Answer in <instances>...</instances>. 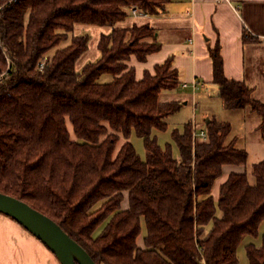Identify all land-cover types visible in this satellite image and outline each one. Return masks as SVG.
Wrapping results in <instances>:
<instances>
[{
  "label": "trees",
  "instance_id": "16d2710c",
  "mask_svg": "<svg viewBox=\"0 0 264 264\" xmlns=\"http://www.w3.org/2000/svg\"><path fill=\"white\" fill-rule=\"evenodd\" d=\"M168 1L0 0V192L51 218L96 264H238L237 247L264 222V160L253 164V182L231 172L217 200L211 194L224 165L247 162L245 149L224 143L229 123L204 121V139L192 137L191 121L173 129L178 158L157 142L182 108L158 99L177 87L175 71L167 60L136 79L126 62L159 49L155 31L115 25L133 6L154 15ZM75 24L111 27L100 56L79 69L90 36L74 34ZM210 58L226 108L258 116L264 128V102L224 76L218 45ZM245 251L249 264H264V234Z\"/></svg>",
  "mask_w": 264,
  "mask_h": 264
},
{
  "label": "crops",
  "instance_id": "0c3cea01",
  "mask_svg": "<svg viewBox=\"0 0 264 264\" xmlns=\"http://www.w3.org/2000/svg\"><path fill=\"white\" fill-rule=\"evenodd\" d=\"M133 25L151 27L159 49L150 53L145 62H139L132 55L126 64L134 67L136 79H140L145 71L153 74L156 65L167 60L171 62L177 87L160 92L158 99L160 102L182 103L181 109L191 111L184 123L191 121L196 129L205 130L206 118L227 122L231 130L225 145L234 142L236 148L243 149L236 142L235 125L241 122L245 126L254 116L253 127L263 137L264 128H261L258 116L243 109H228L218 96L210 51L218 45L224 76L228 80L244 82L252 90L253 97L264 102L259 93L264 87V0H169L157 14H128L116 28L129 29ZM110 31L107 28L102 34ZM76 32L82 34L84 30L77 29ZM94 33L99 35L97 31ZM184 123L180 129H174L182 131ZM172 154L179 157L175 150ZM244 167L223 166L221 176L212 187L214 200H217L219 187L228 175L243 173ZM127 207L128 195L124 193L121 208ZM143 226L142 220L137 238L140 247L146 234V230L142 234ZM254 238L257 239L252 244L259 246L262 238H259V230L258 237ZM0 264L60 263L38 239L10 217L0 214Z\"/></svg>",
  "mask_w": 264,
  "mask_h": 264
},
{
  "label": "rangeland",
  "instance_id": "374dc122",
  "mask_svg": "<svg viewBox=\"0 0 264 264\" xmlns=\"http://www.w3.org/2000/svg\"><path fill=\"white\" fill-rule=\"evenodd\" d=\"M116 25H115V28H116ZM107 28L111 30V27H106V26L100 27V26L88 25V24H75L74 31H73L74 34H77L76 32L77 29L84 30V32H81L82 34L84 33L88 35L90 34V38L87 43V50L80 56V58L76 62V67L78 69L82 67L84 64H86L87 62L95 61L99 57V50L97 48V43L99 41V35L102 33H105ZM95 31H97L99 35L97 34L95 35L94 33ZM69 38H70V35H69ZM67 42L68 41L64 43H67ZM61 45H64V44L62 43ZM53 51L54 50H52V52ZM107 80L108 81L110 80V75L106 74L100 78V81L102 82H106ZM259 93L261 94L262 98H264V87ZM190 112L189 110L180 109L179 111H177L176 113H174L167 119L168 124H167V128L165 131H157L156 133H154V135L156 136L157 142L161 147L164 148L167 145H170L172 153H173V150H175L176 155L178 154V149L172 140L171 132L174 128H178V129L181 128L182 124L189 117ZM255 117L257 116L255 115ZM254 121H255V118L254 116H252L249 123L245 124V126H243L241 122H237V124L235 125V136L237 138L236 142L241 148L245 149L248 154L247 162L244 167V172L247 173L250 182H253V177L251 176V169H252L253 164L260 162L261 160H264V133L262 137L261 134L258 133L254 129L253 127ZM69 129L71 131L70 126H69ZM71 137L73 138L72 134H71ZM131 141L136 149V152L140 156V158L144 159L145 151H144L142 139L132 135ZM263 231H264V222L263 224L260 225V228H259V238H261ZM143 233L145 234V226L142 227V234ZM254 239H257V238H254L251 236H245L242 239L237 249L238 264H248L245 247H246V244L254 243L255 241Z\"/></svg>",
  "mask_w": 264,
  "mask_h": 264
},
{
  "label": "water",
  "instance_id": "95a60500",
  "mask_svg": "<svg viewBox=\"0 0 264 264\" xmlns=\"http://www.w3.org/2000/svg\"><path fill=\"white\" fill-rule=\"evenodd\" d=\"M208 122L206 118L205 123ZM0 214L10 217L38 239L60 264H96L55 221L26 202L0 192Z\"/></svg>",
  "mask_w": 264,
  "mask_h": 264
},
{
  "label": "built area",
  "instance_id": "2783aa9c",
  "mask_svg": "<svg viewBox=\"0 0 264 264\" xmlns=\"http://www.w3.org/2000/svg\"><path fill=\"white\" fill-rule=\"evenodd\" d=\"M129 14L133 15V16H139L142 14V12H140V10L138 9V7L133 6L131 8H129L128 10ZM192 137L195 138H205V131L204 130H198L194 127V125L192 126Z\"/></svg>",
  "mask_w": 264,
  "mask_h": 264
}]
</instances>
